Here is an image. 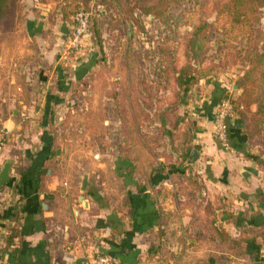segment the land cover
I'll use <instances>...</instances> for the list:
<instances>
[{"label": "crops", "instance_id": "crops-1", "mask_svg": "<svg viewBox=\"0 0 264 264\" xmlns=\"http://www.w3.org/2000/svg\"><path fill=\"white\" fill-rule=\"evenodd\" d=\"M20 3L17 27L10 34L0 32V128L8 130L3 164L11 161L10 179L0 188V264H91L98 253L109 255L114 264H169V239L180 241L182 248L189 238L181 228L188 221L199 227L189 220L193 212L188 205L179 207L181 219L165 217L177 207L170 202L169 191L173 180L189 174L193 164L201 175L199 158L206 193L215 200L225 196L213 213L209 210L208 241H219L222 229L226 242H232L227 256L221 257L228 259L227 264H264V123L256 133L234 113L228 143L214 135L217 104L242 92L235 81L202 79L197 92L187 94L193 97L190 110L180 117L173 113L172 122L163 126L166 136L172 135L162 148L166 151L150 150L157 162L142 172L132 166L136 162L129 156L100 152V164L107 169L113 165L106 174L113 172L115 179L121 176L128 183L126 201L110 202L109 190L94 182L91 170L70 167L69 146L60 138L58 124L70 102L82 100V106L84 93L92 98V90L74 88L90 78L94 63L100 64L94 50L101 46L93 47L90 33L82 56L66 60L62 27L71 24L62 20L61 9L51 11L53 0ZM127 75L115 77L120 79L116 84ZM115 95L109 91L104 97L108 114L117 118L121 117L117 103L109 102ZM129 125L139 130L137 119L130 117ZM138 141L147 148L144 139ZM114 142L110 141L112 147ZM84 172L90 173V184L82 194ZM198 249L194 246L181 254L180 264L200 256ZM208 259L196 258L189 264L220 262L214 255Z\"/></svg>", "mask_w": 264, "mask_h": 264}, {"label": "rangeland", "instance_id": "rangeland-1", "mask_svg": "<svg viewBox=\"0 0 264 264\" xmlns=\"http://www.w3.org/2000/svg\"><path fill=\"white\" fill-rule=\"evenodd\" d=\"M53 1L51 11L55 9L57 12L60 9L62 11L63 6L71 0ZM77 3H71L68 8L70 24L77 10L89 6L93 8L90 42L93 47L94 44L101 46H96L98 51L94 50L95 60L100 64L94 63V67L90 69V78L75 86L74 90L89 89L93 91V95L92 98H86L88 95L84 93L82 106V100L78 99L69 103V108L58 120L59 135L69 146L70 167L78 172L91 170L94 182L109 190V197L114 196H107L110 202H125L127 181L121 176L115 179L113 172L106 174L108 169L112 170L113 165H108V169L103 167L98 154L105 152L113 155L112 153L116 152L122 158L129 156L136 162H133L132 166L135 165L136 170L140 172L157 162L152 159L155 158L153 154L159 152L158 148L164 150L165 145L172 141V135L170 139L165 134L166 128L160 126V115L169 113L172 122L173 113L180 117L190 110L189 105L193 102V97L187 94L197 92L202 82L200 80L196 83L194 79L189 86H181L177 80L179 71L193 53L191 40L194 39V30L199 27L200 33L195 37L198 38L194 45L197 60L192 65L195 73L204 76L203 79L207 81L221 79L231 84L249 68L244 49L255 46L257 29L264 31V6L258 10L257 15L249 17H255L252 22L248 21L249 18L242 17L241 21L236 23L232 21V14L226 11L228 0H95L93 4L81 3L80 7ZM144 10L152 13H146ZM19 18L9 34L17 27ZM204 22L211 24V27H206ZM86 53L88 54V51ZM70 60L74 62V56ZM118 75H127L128 78L121 84H116V81L120 80L116 79ZM126 80L131 83L128 84ZM97 91H100L99 95L95 96ZM109 91L116 94L114 101L109 102L117 103V109L121 113L118 119L115 115L108 114V99L104 94ZM178 98V105L174 106L176 109L173 110V104ZM132 104L137 112V123H140L139 130L137 126L135 130L129 128L134 108ZM81 108L83 111H80ZM103 117H106V120H103ZM172 134L176 135L175 132ZM113 139L116 146L112 147L110 141ZM138 139H144L147 148L141 145ZM262 140L264 144V138ZM152 149L153 154L149 152ZM193 170L197 173L194 164L189 174L173 180L169 197L170 202L177 207L165 217L170 220L181 219L182 212L179 207L188 205L194 216L189 220L194 219L199 227L190 226L192 221H188L187 227L181 228L184 237L189 238L188 242L184 241L182 248L180 241L176 240V243L169 239L168 250L172 253V262L169 261V264H180L181 254L185 255L194 246L199 247L201 255L184 259L185 264L196 258L209 260L210 255L220 261L218 264H227L228 259L221 257L227 256V245L232 242H226L225 234L219 235V241H208L209 210L212 212L215 204L219 206L223 203L225 196L217 195L216 200L210 198L204 190V174L194 175L191 173ZM197 176H200V185L203 186L201 193L190 190L193 184L186 179H194ZM216 214L219 215V212ZM199 239L204 240L202 242ZM166 246L163 248H167ZM173 246L178 249H172Z\"/></svg>", "mask_w": 264, "mask_h": 264}, {"label": "trees", "instance_id": "trees-1", "mask_svg": "<svg viewBox=\"0 0 264 264\" xmlns=\"http://www.w3.org/2000/svg\"><path fill=\"white\" fill-rule=\"evenodd\" d=\"M75 1L78 2V7H80L81 3L87 4L91 0H71L69 3L65 4L62 8L63 21H71L68 8L71 6V3ZM263 6L264 0H228L226 11H228V14H232V21L237 23L241 21L240 18L242 17L249 18L257 15L258 10ZM20 11L21 5L19 0H0V32L6 33L12 30L14 26L13 24L16 23V20L19 18ZM145 12L152 13V11ZM254 18L255 17L249 18L248 21L252 22ZM204 25L206 27H211V24L208 22H204ZM199 34L198 27L193 32L192 36H194V39L191 40L193 53L189 57L187 64L184 65L179 71V77L177 80L181 86H189L190 82H192L194 79V82L197 83L204 78L202 75L198 76L195 73L194 66H192L193 62H196L195 60H197V57L195 56L196 46L194 45L198 39L195 37H198ZM255 38V46H251L249 49L248 47L244 49L245 53H247V62L249 68L235 81L238 87L242 89V92L236 97V99L232 100V103L234 113L238 115V117L243 120L249 128L252 127L254 132L257 133L259 132V125L264 123V31L257 29ZM178 101L179 98L175 100V103L173 104V110L176 109ZM254 104H257L258 106L256 111L251 109ZM132 107H134L132 110V118L137 119L138 117L134 104H132ZM160 119L162 126H164L168 121H171L169 113L160 115ZM193 174L196 175L198 173L193 170ZM186 179H188L190 183L192 182L193 184V187L189 188L190 190H197L199 193L202 192L203 186L200 185V176H197L194 179L190 177ZM218 233L219 235L227 234L222 229H218Z\"/></svg>", "mask_w": 264, "mask_h": 264}, {"label": "built area", "instance_id": "built-area-1", "mask_svg": "<svg viewBox=\"0 0 264 264\" xmlns=\"http://www.w3.org/2000/svg\"><path fill=\"white\" fill-rule=\"evenodd\" d=\"M95 0H91L89 4H93ZM94 19V10L91 6L83 7L76 11L73 16L72 24L69 25V34L66 37L65 43V56L69 58L73 57L79 59L84 50L85 40L91 33L92 22ZM75 60V61H76ZM233 103L232 98H223L216 107L214 114V135L215 137L227 144L229 141V124L233 118ZM8 142V130L6 128H0V168L3 165V158L5 148ZM197 167L200 172L203 173L202 159L197 160ZM91 264H114V260L105 253H98Z\"/></svg>", "mask_w": 264, "mask_h": 264}, {"label": "water", "instance_id": "water-1", "mask_svg": "<svg viewBox=\"0 0 264 264\" xmlns=\"http://www.w3.org/2000/svg\"><path fill=\"white\" fill-rule=\"evenodd\" d=\"M62 34L64 37H67L69 34V27L64 25L62 27ZM10 168H11V161H6L2 167L0 168V188L3 187L8 180L10 179ZM90 184V173L89 172H84L82 179L80 181V192L82 194H85L86 191L88 190ZM83 196H81V200H83Z\"/></svg>", "mask_w": 264, "mask_h": 264}]
</instances>
